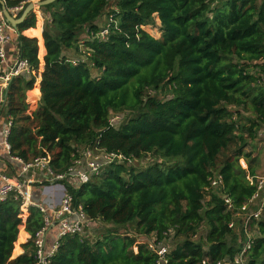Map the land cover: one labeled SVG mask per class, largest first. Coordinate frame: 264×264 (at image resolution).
I'll return each mask as SVG.
<instances>
[{
    "label": "trees",
    "instance_id": "16d2710c",
    "mask_svg": "<svg viewBox=\"0 0 264 264\" xmlns=\"http://www.w3.org/2000/svg\"><path fill=\"white\" fill-rule=\"evenodd\" d=\"M3 1L10 12L20 8L17 18L31 2ZM38 9L49 19L41 23L35 10L17 27L34 75L16 77L6 92L10 156L43 157L57 173L86 148L137 160L107 166L78 187L66 184V193L93 221L132 226L169 247L183 237L170 247L169 264L232 258L245 241L233 213L258 182L252 170V183L246 179L238 161L264 128V0H56ZM103 17L105 40L93 37ZM155 18L159 38L144 28ZM86 30L85 61L70 59L65 51L79 54ZM112 113L127 115L112 126ZM146 155L152 163L141 167ZM214 174L222 189L208 192ZM42 226L36 207L13 197L0 203V264H34ZM202 226L206 234L193 240ZM249 226L247 264H264V206ZM50 264H155V255L148 243L108 231L93 242L63 237Z\"/></svg>",
    "mask_w": 264,
    "mask_h": 264
},
{
    "label": "built area",
    "instance_id": "2783aa9c",
    "mask_svg": "<svg viewBox=\"0 0 264 264\" xmlns=\"http://www.w3.org/2000/svg\"><path fill=\"white\" fill-rule=\"evenodd\" d=\"M19 9L20 8H14L12 11H18ZM13 32L15 31L6 22L0 8V110L5 105L6 92L13 79L20 75H25L27 77H32L34 75V70L31 68L28 61L21 57L19 49L16 50L12 64H7V46L11 42V34H13ZM107 35V30H100L93 35V37L105 40ZM81 61L85 60L81 59ZM259 76H261L262 82H264V73L263 75L259 74ZM118 116V113L114 116L110 115L109 122L112 126L119 125ZM114 117H117V121H114ZM6 127L2 143L5 150L9 152L10 146L7 142V136L11 127L10 120H8ZM12 159L20 164V175L26 174L27 172L40 171L44 175L41 179L50 184L63 183L64 190L66 184L72 186L73 183H77V186H80L88 183L92 178L97 177L103 168L112 164L129 166L137 161L132 158H127L119 153L108 152L105 149L86 148L64 173H57L48 165L47 160L43 157L36 158L31 162H24L17 157H12ZM246 179L248 181L249 179L252 180L250 177H246ZM249 182L252 183V181ZM24 188V181L12 180L5 173L0 171V203L5 202L9 197H13L15 200H20L23 207H36L43 215V226L34 235V264H50L51 259L58 248L60 239L74 235L82 237L88 228H94H91L94 221L86 216L80 205H73V199L71 195L66 193V190L60 203L56 206L50 207L48 205L36 204L30 201ZM221 189L222 177L219 174H214L209 178V186L205 190L210 192L219 191ZM223 201L227 210L234 209L232 201L227 196H224ZM263 206L264 177L258 178L255 193L246 203H243L233 213L234 218L241 220L242 232L245 235V241L243 242L242 248L232 258L222 259L215 264H247L248 251L251 248L253 239L249 222L251 219L259 218ZM235 224L236 221L232 220L228 227L234 228ZM52 230H55V235L51 243L48 244L49 234ZM167 234L171 235L172 231L169 230ZM151 240L152 241L147 243L150 250L155 255V264H169L168 254L170 247L165 244V242H157L155 238H152ZM202 264H206V261H203Z\"/></svg>",
    "mask_w": 264,
    "mask_h": 264
},
{
    "label": "crops",
    "instance_id": "0c3cea01",
    "mask_svg": "<svg viewBox=\"0 0 264 264\" xmlns=\"http://www.w3.org/2000/svg\"><path fill=\"white\" fill-rule=\"evenodd\" d=\"M40 18L42 19V12H40ZM87 30L83 31L79 35V55L82 56L84 53L83 42L88 39L86 35ZM17 35L16 32L11 34V42L7 46V64L11 65L15 58L16 50L18 49L17 46ZM65 54L70 59H78L80 56L75 53H70V51H65ZM29 94V93H27ZM40 99V95L38 96L37 100ZM1 107V104H0ZM4 112L5 117L0 119V171L5 173L8 177L12 180L24 181L25 182V191L27 197L30 201L36 204H44L50 207L56 206L60 203V200L65 192L63 189V183H48L41 179L44 175L40 171H32L27 172L26 174L20 175V164L13 161L12 157L10 156L9 152L5 150L3 147V137L4 131L6 130V126L8 124V116L5 113L4 107L0 110L1 113ZM46 183V184H45ZM72 187H78L77 183H73ZM96 224L102 223L100 220H94L92 223L91 228H95ZM109 225V224H108ZM116 227L114 225H111ZM90 228H88L89 231ZM55 230H52L49 234L48 244L51 243L52 239L54 238ZM153 236L147 237V239H152ZM148 242V241H147ZM146 242V243H147Z\"/></svg>",
    "mask_w": 264,
    "mask_h": 264
},
{
    "label": "rangeland",
    "instance_id": "374dc122",
    "mask_svg": "<svg viewBox=\"0 0 264 264\" xmlns=\"http://www.w3.org/2000/svg\"><path fill=\"white\" fill-rule=\"evenodd\" d=\"M31 1H39V0H31ZM13 12H16V11H11L12 15L16 16V14H14ZM35 13L38 16L37 19H39V21L41 23L44 22L45 19H49L48 15H46V17L42 16V19H41L40 18L41 13H40L39 9H36ZM106 15H108V14H106ZM108 19L105 17L101 18V22H100L101 26H100L98 31L107 30L106 23L108 22ZM103 23H104V25H103ZM158 26H159V21L157 18H155V25L154 26H146L144 28L150 35H152L155 38H159L160 31H159ZM70 53H75V52L70 51ZM84 54L82 55V59H85ZM93 73H95V72H93ZM259 74L263 75L262 72ZM26 98H27V101L29 102L30 101L29 100V94H26ZM229 109H231L232 111H235V108L232 106H230ZM239 112L241 113V115L244 118L252 119L251 115L249 113H246V112L243 113L242 110H239ZM114 115L115 114H113V113L111 114V116H114ZM118 115H119L118 116L119 117L118 123L121 124L126 117L125 115H127V114L119 113ZM3 117H5L4 112L1 113L0 119H2ZM114 118H115L114 121H117V117H114ZM260 127L261 128L257 130V133H256L254 140L252 142H250L249 146H247L244 149V152L247 153L249 156L243 157L242 159H240L238 161V165L240 166V168L242 170H245V171L247 170V174L245 177H249L248 176L249 175L248 170H252L254 175L256 176V178L264 177V128H262L263 126H260ZM141 160H142L141 162L143 165L142 164H140V165H141V167H143V166H145V164L149 165L150 163H152L153 159L150 156L146 155ZM134 165H136V164H134ZM249 181H252V180L249 179ZM118 227H120V228L113 227V226L105 224V223L96 224V227L93 229H90V231H88V229H87L82 237L88 238L90 242H93L96 239L105 235L108 231H118L119 233H123V234L128 233L130 236L135 237L137 242H140V243H146L147 241L148 242L152 241L151 239H147V237H145V236L135 234L132 226H128V227L118 226ZM205 234H206V228L204 226H202L199 229V233L197 234V236L193 237V240L197 241L199 239V237H204ZM172 240H173V243L171 244V242H170V247H174L175 244L182 242L183 237H176Z\"/></svg>",
    "mask_w": 264,
    "mask_h": 264
},
{
    "label": "water",
    "instance_id": "95a60500",
    "mask_svg": "<svg viewBox=\"0 0 264 264\" xmlns=\"http://www.w3.org/2000/svg\"><path fill=\"white\" fill-rule=\"evenodd\" d=\"M56 0H39V1H31L27 4V6L23 9L20 17L13 16L11 12L6 8L4 1L0 0V8L3 12V16L6 22L11 26V28L17 33V27L21 24L26 16L30 12H34L36 9L44 6H48L55 2ZM18 34V33H17Z\"/></svg>",
    "mask_w": 264,
    "mask_h": 264
}]
</instances>
